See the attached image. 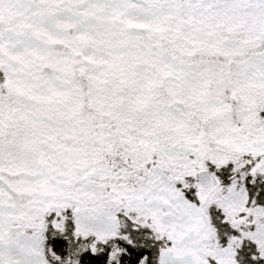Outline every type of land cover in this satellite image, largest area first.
Returning a JSON list of instances; mask_svg holds the SVG:
<instances>
[{"label":"snow or ice","instance_id":"1","mask_svg":"<svg viewBox=\"0 0 264 264\" xmlns=\"http://www.w3.org/2000/svg\"><path fill=\"white\" fill-rule=\"evenodd\" d=\"M0 264H264V0H0Z\"/></svg>","mask_w":264,"mask_h":264}]
</instances>
